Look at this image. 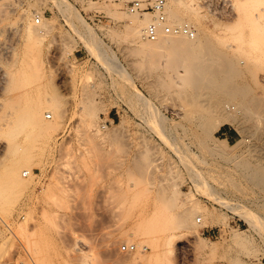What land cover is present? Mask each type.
Segmentation results:
<instances>
[{
	"label": "rangeland",
	"instance_id": "374dc122",
	"mask_svg": "<svg viewBox=\"0 0 264 264\" xmlns=\"http://www.w3.org/2000/svg\"><path fill=\"white\" fill-rule=\"evenodd\" d=\"M129 1L0 0V126L14 103L61 106L33 143L14 140L32 154L0 212V264H264V0H190L241 70L197 92L139 52Z\"/></svg>",
	"mask_w": 264,
	"mask_h": 264
},
{
	"label": "bare ground",
	"instance_id": "6f19581e",
	"mask_svg": "<svg viewBox=\"0 0 264 264\" xmlns=\"http://www.w3.org/2000/svg\"><path fill=\"white\" fill-rule=\"evenodd\" d=\"M142 1H145V0H142ZM189 5H190V0H167L166 14H167L168 23L171 25H174V26L181 25V24L182 25L183 24L189 25L195 31L194 37H190V36H188L186 34H182V33H166L165 31L160 29L157 39L148 40L145 38L144 32H145V29L148 26V24L151 22H154L156 20L155 13L152 11H146L144 13H131L126 8V11L125 12L123 11L124 12L123 14H125L126 17L129 16V18L136 23V25H134L132 27L130 26V28H129L130 31L128 30L127 34L130 33V36L133 37L132 39L137 43V46H138L137 48H138L139 52L141 54H143V56H146V57L152 56L153 58L160 56V58H161L162 56L165 55V56L169 57L168 64H166L168 66V71L169 70H173V71L175 70L176 71L179 69L184 70V75H182V74L181 75H182V77H185L183 79L185 80L187 87L193 85L194 89H195L197 87V85L199 83H201V81L203 82L205 80H207V81L210 80V82L212 80L211 83L213 85L214 79H215V83L218 84L217 82L221 77L226 76L228 78L229 77L231 78V76H232V78H233L237 71H238L237 76L239 73L241 74V72H239L241 70L238 67V65L236 64V61H239V60L235 61L231 57H228V56H225L224 54H222L224 51L222 52V50H221V52H219V51H217L218 49L216 47L212 48L214 46H211L212 42L209 38L210 36L205 31H203L201 27L197 26L198 20H197L196 16H195V18H192L191 16H189V14H188ZM126 6H127V4H126ZM109 12L112 16L116 15L115 10L109 11ZM198 19H199V17H198ZM2 21H3V19H2ZM35 22H36V18H35ZM40 23H41V21H40ZM101 28H103V27H101ZM88 29H89L90 33L93 32L90 27H88ZM29 31H31V30H29ZM42 32H43V30H42ZM139 52H138V54H139ZM213 57H215V59L218 58V60H219V58H221V60L222 59L224 60L225 64L218 61L222 64L221 65L218 63L220 65V67L221 66L223 67V64H224V67L223 68L221 67L222 69L221 68L216 69V66H217L216 64L214 67L213 63H217V62L213 61V60H215ZM211 58H213V60H210ZM14 59H15V61L17 60L16 58H14ZM143 59H145V58H143ZM148 60L150 61L149 63H151V60L150 59H148ZM148 60H147V63H148ZM157 60H158V58H157ZM154 62H155V60H154ZM153 63H151V65ZM211 64H212V67H214V69L211 68ZM238 68H239V70H238ZM241 68H242V66H241ZM17 74L15 75V78L17 77ZM181 75H180V77H181ZM10 77L11 76H9V79H10ZM11 78H14V74ZM232 78L228 81L229 82L231 80L233 81ZM221 79H220V81L223 82ZM216 80H217V82H216ZM234 80H235V78H234ZM11 81H13V79L9 80L8 82L10 84H12ZM228 81H225V82L228 83ZM14 82H16V80ZM204 83H202L200 88L203 89ZM207 83H209V82H207ZM211 83H209V84H211ZM199 86H200V84H199ZM207 86H209V85H206V87ZM216 86L217 85H215V87ZM198 88L199 87H197V89ZM225 89L228 90L227 94L233 93V95H235V93H236V92L234 93V91L229 92V88H225ZM231 89H232V87L230 88V90ZM245 89L247 90L246 87H245ZM245 89L241 88V90H243L241 92L243 93ZM233 90H235V88ZM196 92H197V90H196ZM241 92H240V94L242 95ZM243 95H244V93H243ZM245 97H243V98L245 99ZM219 100H222V99H219ZM226 101L229 103L228 99L227 100L225 99V102ZM218 102H220V101H218ZM222 102L224 103V101H222ZM10 103H9V105H10ZM226 103L223 105V106H225L224 108H226V110H225L226 113L224 112L225 114L223 115V117L220 118V123H229L231 125L235 124L236 123V115H237V113L239 114L240 108L238 109L237 106H232V105L229 106ZM240 104H241V102H240ZM10 106L12 108L11 112L14 114V119L12 118L13 121H9L10 123L6 124L7 130H5V128L3 129V127H4V126H2L3 124H1V126H0V130L1 129L3 130L1 137L6 136L8 138V139L6 138L7 139L6 141L4 140L6 143L4 146L5 151H4V155L0 158V212L3 211V213L5 211L10 210V206L12 205V203L16 199V197H14L12 195V191H13L12 189L17 188L23 182V179L20 178L21 176L19 175L20 174L19 173L20 167L23 165L29 166V162H28L29 159L28 158H29L30 153L28 154L27 152L23 151L25 147L23 148V150H21L22 147H20L17 143H15L14 140H16V138L19 135L21 136V134H22L23 136L26 137L27 141L31 142L34 139V135H36L35 132H37V129H41L42 131L45 130V132H46V129H48V126H50L48 124L49 123L48 120H45L47 117L46 114L52 113V114H50V117H52L54 114L55 115L60 114V112H59L60 108L59 107H61L59 102H57V101L56 102L53 101L52 103H48V102H44V101H38V102L37 101L36 102L35 101H32V102L27 101L25 107L20 106V102H19V104L14 103ZM241 106H243V105H241ZM45 109H49V110H47L45 112L44 117H41V113ZM228 109L231 110L229 113H228V111H229ZM233 109L236 112V115H234V112L232 111ZM235 109H237V111ZM244 109H248V107L244 108ZM244 109H243V111H245ZM248 111L246 110V112H248ZM42 116H43V114H42ZM52 121H54V120H52ZM39 132H40V130L37 133H39ZM8 140H9V142H7ZM27 143L30 144L29 142H27ZM32 143H33V141H32ZM28 146L26 148H30V145H28ZM26 151H28V150H26ZM25 153H27L28 155H24ZM30 157H32V156H30ZM143 169H144V167H143ZM25 171L26 170L22 171V175H24ZM27 171H29L30 173L32 172L30 169L29 170L27 169ZM164 193H166V191ZM188 212H190V211H187V213ZM188 215H186V216H188ZM186 218L187 217H185V219ZM180 219H181L180 223L182 225V217ZM185 219L183 220V222L187 223L188 220H185ZM201 220H202V218H200L199 216H196L197 222L201 221ZM195 225H196V223H195ZM136 249H137V246H136ZM145 249H147V248H145ZM126 252H132V251H126Z\"/></svg>",
	"mask_w": 264,
	"mask_h": 264
},
{
	"label": "built area",
	"instance_id": "2783aa9c",
	"mask_svg": "<svg viewBox=\"0 0 264 264\" xmlns=\"http://www.w3.org/2000/svg\"><path fill=\"white\" fill-rule=\"evenodd\" d=\"M218 1L224 0H204L208 6H212ZM167 0H132L127 3V10L131 13H144L146 11H152L156 15V20L148 24L145 29L144 36L148 40H155L159 35V30L162 29L166 33H182L190 37L195 36V31L187 24L171 25L168 23L166 14ZM36 23H40V18H36ZM30 175L29 171L24 172V176ZM122 249L124 251H134L136 249L135 244H123Z\"/></svg>",
	"mask_w": 264,
	"mask_h": 264
},
{
	"label": "crops",
	"instance_id": "0c3cea01",
	"mask_svg": "<svg viewBox=\"0 0 264 264\" xmlns=\"http://www.w3.org/2000/svg\"><path fill=\"white\" fill-rule=\"evenodd\" d=\"M224 133L227 134V139H228V140H231V139L233 138V135L235 134V131H234L233 129L229 128V129L226 130V132H224ZM204 233H207L209 237H213V236H215V231L212 230V229H210V228H209V229H206V230L204 231Z\"/></svg>",
	"mask_w": 264,
	"mask_h": 264
}]
</instances>
